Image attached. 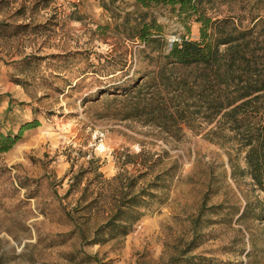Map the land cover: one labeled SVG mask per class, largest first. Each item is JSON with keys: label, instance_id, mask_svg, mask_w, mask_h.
I'll use <instances>...</instances> for the list:
<instances>
[{"label": "rangeland", "instance_id": "1", "mask_svg": "<svg viewBox=\"0 0 264 264\" xmlns=\"http://www.w3.org/2000/svg\"><path fill=\"white\" fill-rule=\"evenodd\" d=\"M207 12L248 26L264 0H211ZM139 14L161 25L165 52L198 36L177 6L0 0V128L39 121L0 153V264H264V193L232 178L228 148L198 119L200 133L183 122L165 132L128 117L134 101L103 92L154 70L157 46L133 36ZM121 190L160 201L125 236L97 235Z\"/></svg>", "mask_w": 264, "mask_h": 264}, {"label": "trees", "instance_id": "2", "mask_svg": "<svg viewBox=\"0 0 264 264\" xmlns=\"http://www.w3.org/2000/svg\"><path fill=\"white\" fill-rule=\"evenodd\" d=\"M210 1L135 0V5L141 8L177 6L179 13L194 16L200 24L198 36L196 39L184 36L172 42L165 52L167 42L161 25L154 18L146 22L144 15L139 14L133 36L145 45L157 46L155 56L150 58L154 70L147 72L141 82H123V87L112 85L103 92L134 101L128 117L143 118L165 132H171V126L180 131L183 122L194 133H200L190 121L203 122L207 127L204 137L228 148L232 178L245 174L255 189L264 193V16L251 17L250 24L242 26L241 21L235 23L230 18L218 19L208 14ZM54 63L59 68L63 62ZM95 72L96 68L89 71ZM9 110L10 106L6 108ZM38 125V120L25 122L17 134L0 128V153L8 151L25 130ZM239 156L244 161L242 169L234 161ZM149 186L162 188L158 182ZM117 199L97 235L106 231L111 237L125 236L160 201L149 190L137 194L121 190ZM249 207L247 202L239 217ZM259 212L264 217V205L259 206ZM182 264L208 262L201 257H188Z\"/></svg>", "mask_w": 264, "mask_h": 264}, {"label": "water", "instance_id": "3", "mask_svg": "<svg viewBox=\"0 0 264 264\" xmlns=\"http://www.w3.org/2000/svg\"><path fill=\"white\" fill-rule=\"evenodd\" d=\"M169 46H171V43L169 44Z\"/></svg>", "mask_w": 264, "mask_h": 264}]
</instances>
